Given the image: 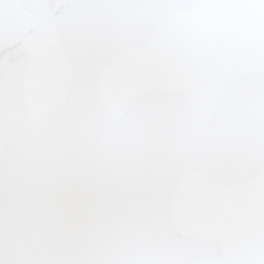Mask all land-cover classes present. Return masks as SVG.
I'll return each mask as SVG.
<instances>
[{
    "label": "snow or ice",
    "instance_id": "6c2138e0",
    "mask_svg": "<svg viewBox=\"0 0 264 264\" xmlns=\"http://www.w3.org/2000/svg\"><path fill=\"white\" fill-rule=\"evenodd\" d=\"M0 264H264V0H0Z\"/></svg>",
    "mask_w": 264,
    "mask_h": 264
},
{
    "label": "water",
    "instance_id": "95a60500",
    "mask_svg": "<svg viewBox=\"0 0 264 264\" xmlns=\"http://www.w3.org/2000/svg\"><path fill=\"white\" fill-rule=\"evenodd\" d=\"M43 17H64L70 15V10L63 6H49L39 13ZM3 54L6 63L16 61L35 54L33 46V35L31 31L25 30L23 33L11 32L6 34L3 42Z\"/></svg>",
    "mask_w": 264,
    "mask_h": 264
}]
</instances>
